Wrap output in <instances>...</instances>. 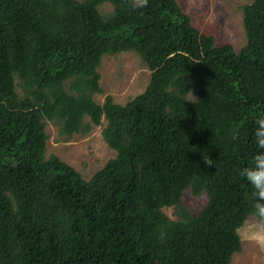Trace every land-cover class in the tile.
<instances>
[{
  "label": "trees",
  "instance_id": "1",
  "mask_svg": "<svg viewBox=\"0 0 264 264\" xmlns=\"http://www.w3.org/2000/svg\"><path fill=\"white\" fill-rule=\"evenodd\" d=\"M242 26L236 52L176 0H0V264H230L255 216L239 172L260 151L264 0L242 8ZM120 53L139 56L147 87L96 104L101 60ZM102 118L116 156L90 179L46 157L47 123L67 141ZM187 189L207 197L195 216Z\"/></svg>",
  "mask_w": 264,
  "mask_h": 264
},
{
  "label": "rangeland",
  "instance_id": "2",
  "mask_svg": "<svg viewBox=\"0 0 264 264\" xmlns=\"http://www.w3.org/2000/svg\"><path fill=\"white\" fill-rule=\"evenodd\" d=\"M79 1V0H76ZM187 14L194 28L203 34L212 36L217 46L231 45L238 52L246 43L242 26V8L253 0H176ZM102 16L112 12L109 3L98 6ZM100 92L93 95L96 104L102 105L106 100L125 106L136 99L147 87L150 72L135 53L104 55L98 68ZM15 86L22 97L20 88ZM188 99L196 98L197 84L191 82ZM83 124H91L85 117ZM106 125L104 118L100 126H92L88 134H73L67 141L62 140L54 123L46 124L49 136L46 157L51 155L69 164L75 171L88 180L116 155L102 139V130ZM182 203L195 216L207 202L206 195L195 197L190 189L183 192ZM164 213L175 220L172 208L163 209ZM259 222L256 216L247 218L238 230L242 249L232 256L230 264H264V247L252 238V232Z\"/></svg>",
  "mask_w": 264,
  "mask_h": 264
},
{
  "label": "clouds",
  "instance_id": "3",
  "mask_svg": "<svg viewBox=\"0 0 264 264\" xmlns=\"http://www.w3.org/2000/svg\"><path fill=\"white\" fill-rule=\"evenodd\" d=\"M141 5H146L148 0H139ZM255 143L260 151L252 157V163L243 167L239 174L251 185L253 200V215L259 218V222L252 232V238L256 239L264 247V117L255 121ZM211 164V160L205 161Z\"/></svg>",
  "mask_w": 264,
  "mask_h": 264
}]
</instances>
